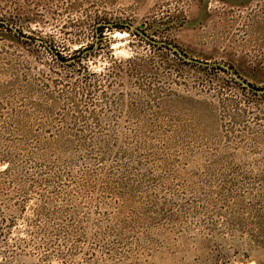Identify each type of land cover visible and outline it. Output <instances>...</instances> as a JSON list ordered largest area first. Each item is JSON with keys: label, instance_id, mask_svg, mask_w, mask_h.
<instances>
[{"label": "rangeland", "instance_id": "rangeland-1", "mask_svg": "<svg viewBox=\"0 0 264 264\" xmlns=\"http://www.w3.org/2000/svg\"><path fill=\"white\" fill-rule=\"evenodd\" d=\"M121 22L264 90V0H0V264H264V96Z\"/></svg>", "mask_w": 264, "mask_h": 264}, {"label": "flooded vegetation", "instance_id": "flooded-vegetation-1", "mask_svg": "<svg viewBox=\"0 0 264 264\" xmlns=\"http://www.w3.org/2000/svg\"><path fill=\"white\" fill-rule=\"evenodd\" d=\"M104 27L102 29H107V30H127V31H133L136 36H139L144 40L148 45L154 47V48H160L161 50H166V51H172L176 56L180 58L181 61L184 62H189V64H193L195 66H200V67H206V68H211L212 70H218L222 71L226 74H229L236 83L241 86L243 89L246 91L252 93V94H258L260 96H264V90H260L259 88H255L251 84L247 83L245 80H243L236 72H232V68L225 66V65H220V64H208V63H203L199 62L197 60L189 59L185 54L180 52L176 47L173 45L166 43V42H159L155 38L149 36L146 34L144 31V26H141L140 29H134L133 26L130 23L127 22H121L118 25L115 26V23H106L103 24ZM172 46L173 48L169 47ZM176 49V50H174ZM76 59V58H74ZM190 60V61H189ZM73 61V60H70Z\"/></svg>", "mask_w": 264, "mask_h": 264}, {"label": "water", "instance_id": "water-1", "mask_svg": "<svg viewBox=\"0 0 264 264\" xmlns=\"http://www.w3.org/2000/svg\"><path fill=\"white\" fill-rule=\"evenodd\" d=\"M169 47L173 48L172 46H169ZM174 50H176V49H174ZM189 61H190V60H189Z\"/></svg>", "mask_w": 264, "mask_h": 264}]
</instances>
